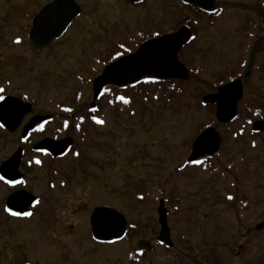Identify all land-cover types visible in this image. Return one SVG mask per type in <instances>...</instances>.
Instances as JSON below:
<instances>
[{"label":"rangeland","instance_id":"obj_1","mask_svg":"<svg viewBox=\"0 0 264 264\" xmlns=\"http://www.w3.org/2000/svg\"><path fill=\"white\" fill-rule=\"evenodd\" d=\"M50 1L0 0V93L36 101L42 114L70 106L86 115L92 81L113 57L106 41L132 35L139 44L141 36L175 28L188 15L168 3L167 16L150 17L161 9L159 0L139 8L125 0H75L83 17L62 41L37 52L28 40L31 18ZM221 1L226 13L215 27L200 18L194 29L200 36L182 53L187 80L126 94L109 89L98 107L103 123L84 136L66 132L78 136L80 158L38 156L41 166L22 167L30 193L40 199L31 218L4 213L11 190L0 183V264H264V229L256 230L264 223V133L250 131V122L264 119V0ZM238 74L244 98L238 119L224 126L217 107L204 106L203 98ZM208 127L220 132L221 152L186 165L192 143ZM46 128L39 139L55 135L54 125ZM19 134L0 130V163L16 150ZM161 200L172 249L157 242ZM99 206L126 217L124 239L93 241L90 216ZM140 240L153 245L144 257Z\"/></svg>","mask_w":264,"mask_h":264},{"label":"water","instance_id":"obj_2","mask_svg":"<svg viewBox=\"0 0 264 264\" xmlns=\"http://www.w3.org/2000/svg\"><path fill=\"white\" fill-rule=\"evenodd\" d=\"M186 4L202 8L207 11L215 9V3L207 0H183ZM81 13L80 7L71 0H56L45 7L33 20V29L30 39L38 48H44L51 41L58 38L66 29L69 22ZM190 38L187 28H182L178 34L166 35L152 39L134 55H129L110 64L103 73L94 81V102L102 94L104 86H126L139 81L145 76H152L158 79H182L189 78V70L179 60L180 50ZM244 96V89L241 80L234 81L220 87L215 94L204 97L205 105L214 104L217 107L216 118L221 124H230L238 115V106ZM32 111L31 105L22 100L4 97L0 99V124L11 132L21 126L23 119ZM49 117L37 116L25 128L24 136L28 131L33 130L37 123L45 122ZM264 122L258 121L254 124L252 131L262 132ZM222 137L216 128L211 127L201 133L192 143L189 163H194L205 157H213L221 151ZM73 145L72 139H63L54 142L46 139L41 142L35 150L47 151L54 158L67 154ZM22 150H18L13 157L4 163L0 169V175L8 182H19L23 175L19 173V162L22 159ZM38 205V199L27 191H19L9 197L7 208L9 212L23 213L31 212V208ZM159 223L161 232L158 241L168 247L173 246L170 228L168 223V211L165 202L162 200L158 208ZM92 236L96 241L113 243L121 240L127 231L128 221L117 210L110 207H99L94 210L91 218ZM264 228V223L257 227ZM138 247L148 252L152 251L150 242L141 240Z\"/></svg>","mask_w":264,"mask_h":264},{"label":"flooded vegetation","instance_id":"obj_3","mask_svg":"<svg viewBox=\"0 0 264 264\" xmlns=\"http://www.w3.org/2000/svg\"><path fill=\"white\" fill-rule=\"evenodd\" d=\"M56 0H51L50 2H48L47 4H45L43 7L39 8V10L35 13V15L33 16V18H31V28L29 30L28 33V40L30 41L32 47L34 48V50H36L37 52H44L46 50H48L49 48H51L52 46H54V44L62 41L65 37H67L70 33V31L77 25L78 21L83 17L84 15V8L82 7V5H80L79 3H77L75 0H71L73 2H75L81 10V13L75 17L71 23L69 22V24L67 25L66 29L64 30V32L56 39H54L53 41H51L47 46H45L44 48H38L34 45V43L31 41L30 39V33L33 29V20L34 18H36L39 13L48 5H50L51 3H53ZM126 3L129 6H132L134 8H139V7H143L145 6L149 0H125ZM160 1V5L159 7H161V9L159 8V10H151L150 12H148L147 14L152 17L154 16V14H158L161 18L162 16H167L168 11H167V7H168V3L169 5L171 4H175L178 6H181L183 8H185L188 11V15L187 17H185L183 23H180L179 25H176L175 28H171V29H165L162 25H160L163 28L157 27L155 29V31L150 34V35H146V36H141L140 38V42L139 44L134 43V38L132 39V35L125 37L124 40H121L114 36L113 39H116L115 42L112 44L108 41H106L105 43H108L109 45V49L111 50V53L113 54V57L111 58V61L106 65L108 66L109 64L128 56L131 55L135 52H137L143 45V43L147 42L148 40L151 39H155V38H160L166 35H175L178 34L179 31L182 28H187L190 32V38L186 41L184 47L180 50L179 53V59L181 61V63H183L186 68L190 71L187 63L182 59V53L185 52V49H187L188 47H190L191 44H193L195 41H197V38L200 36L199 33H197V30H194L195 27H197L200 23V18H205L208 19L210 21L213 22V27H215V22L217 19H219L221 17V15L224 13H226L227 9L226 6H223V3L221 0H207L206 2L210 5L211 2L213 1L215 3V9H213L212 11H207L204 10L202 8H198L196 6L190 5V4H186L183 0H159ZM169 10V9H168ZM165 21V20H163ZM162 20L160 21L157 20V23H162ZM163 24V23H162ZM150 25H156L155 23L153 24V22L150 23ZM150 31V30H149ZM199 35V36H198ZM106 68V67H105ZM103 72V71H102ZM102 74V73H101ZM250 74L247 73L246 76L248 77ZM178 81H183V80H177V79H172V80H157V79H153L150 76H145L143 78H141L139 81H137L134 84L131 85H126L123 87H118V86H107L105 89L106 91H108L109 89L113 88V89H117V91H124L125 94L128 90H132V91H137L138 89H140L139 87L141 86H145L151 83H156V82H165L166 83H172L173 82H178ZM94 81H92V85H93ZM225 83H223L222 85H224ZM242 85H243V89H244V84L242 81ZM221 86V85H220ZM106 94L103 95V97H105ZM4 97H12V98H16L22 101H25L27 103H29L31 105L32 111L25 116V118L22 121L21 126H19L18 128H16L14 130V132L9 131L8 129H5L1 124H0V130L1 132H4L5 134H11V135H15L16 133H20V137L18 139V145L16 150L12 153L11 156H8L6 159H4L1 163H0V169L2 167V165L6 162H8L13 155L18 151V150H22V159L21 162H19V168L18 171L20 174L23 175V179L19 182H8L6 179H0V183L7 189V190H11V193H9V196L7 195V198L5 199V204L3 209H4V213L9 216L10 218H14V219H23V217H15L13 215H11V213L9 212L7 205H8V200L9 197L14 194V193H18L19 191H27V192H31L28 188H31L30 186H28L27 184V177L26 175L23 173L22 171V167L24 166V168H34V166H41V162L37 163L38 159L37 157H43L46 160H49L51 162H58L61 160L66 159L69 156H73L75 158H80L82 155V152L80 150V148L78 147V136H76L75 134L79 133V135L84 136L85 134H88L90 129H93L94 127H96L97 125H99L100 123H97L96 121L99 120L100 121V108L99 107V103H100V99H98L95 104H94V92H93V100L92 103L88 106V112L86 115L84 116H80L76 113L75 109L73 107L67 106L65 107V109H60L61 114H42L40 113V111H38V104H36V101H31L30 99H28L25 96H19L16 94H8L6 92H1L0 93V99L4 98ZM102 97V99H103ZM126 101V98L124 99ZM132 103V102H131ZM37 116H42V117H49L48 120H45V122L42 123H37L36 126L33 128V130L28 131V134L26 136H24V132H25V128L26 126ZM258 121H263L264 119L261 117L260 119L258 118L256 121H252L250 122L251 125V134L253 136H259L261 134L264 133V130L262 132H254L252 131L254 128V124ZM49 125H54L55 127V135L53 137H42L41 139L40 136H44L45 134V130L47 129L46 127H48ZM89 130V131H88ZM73 132L75 134L72 133H66V132ZM46 139H50L54 142H59L63 139H72L73 140V145L71 146L70 150L68 151V153L60 158H54L49 152L47 151H37L35 150V148L44 140L46 141ZM29 153H31V159L29 160L28 158L30 157ZM217 156V155H216ZM35 157V158H34ZM214 157H206L203 158L201 160L198 161V163H205L207 160L212 159ZM28 159V160H27ZM43 163V162H42ZM1 177V175H0ZM100 207V206H99ZM37 208V207H35ZM32 208V212L34 213V209ZM97 208V207H96ZM262 224V223H261ZM259 224V225H261ZM256 226V230L257 227ZM258 231V230H257ZM157 242H158V238H157ZM99 244H101L100 242H98ZM159 245L163 246V248L166 249H172L173 246L171 248H168L166 245L162 244V243H158ZM153 246V245H152ZM138 252L140 253L139 255L143 256L145 255V253H151V252H146L143 250L138 249ZM153 251V250H152Z\"/></svg>","mask_w":264,"mask_h":264},{"label":"snow or ice","instance_id":"obj_4","mask_svg":"<svg viewBox=\"0 0 264 264\" xmlns=\"http://www.w3.org/2000/svg\"><path fill=\"white\" fill-rule=\"evenodd\" d=\"M0 91H2V90H0ZM97 123H103V121H99V120H97L96 121ZM37 163H39V161H37ZM0 179H2V177H0ZM231 198V197H230ZM11 215H13V216H19V215H21V213H18V212H11ZM23 215H26V216H31L32 215V213H30V212H27V213H23Z\"/></svg>","mask_w":264,"mask_h":264},{"label":"trees","instance_id":"obj_5","mask_svg":"<svg viewBox=\"0 0 264 264\" xmlns=\"http://www.w3.org/2000/svg\"><path fill=\"white\" fill-rule=\"evenodd\" d=\"M241 78V75L240 74H238V75H236V76H234V77H232L230 80H228V81H231V80H235V79H240ZM223 83H227V82H223ZM222 83V84H223ZM221 84V85H222ZM208 107V106H207Z\"/></svg>","mask_w":264,"mask_h":264}]
</instances>
